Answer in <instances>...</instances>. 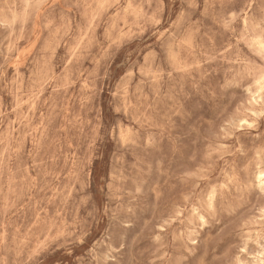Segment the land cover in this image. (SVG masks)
<instances>
[{
	"label": "rangeland",
	"instance_id": "1",
	"mask_svg": "<svg viewBox=\"0 0 264 264\" xmlns=\"http://www.w3.org/2000/svg\"><path fill=\"white\" fill-rule=\"evenodd\" d=\"M263 78L264 0H0V264H264Z\"/></svg>",
	"mask_w": 264,
	"mask_h": 264
},
{
	"label": "bare ground",
	"instance_id": "2",
	"mask_svg": "<svg viewBox=\"0 0 264 264\" xmlns=\"http://www.w3.org/2000/svg\"><path fill=\"white\" fill-rule=\"evenodd\" d=\"M43 1V0H42ZM106 1V0H105ZM117 2V1H116ZM119 2V1H118ZM53 3V2H52ZM99 3V2H98ZM103 3V2H102ZM103 4H105V2L103 3ZM99 5H101V4H99ZM133 5V4H132ZM128 6V5H127ZM97 7H98V4H97ZM142 7V6H141ZM143 9V8H142ZM232 15V14H231ZM93 16V15H92ZM94 18H95V16H94ZM93 18V19H94ZM95 20V19H94ZM91 24H92V22H91ZM55 29V28H54ZM90 29V28H89ZM88 31V30H87ZM110 33V32H109ZM57 37V36H56ZM80 39V38H79ZM57 42V41H56ZM114 42V41H113ZM78 49V48H77ZM263 58V57H262ZM263 80H264V78H263ZM255 81V80H254ZM125 92V91H124ZM257 97H258V95H257ZM259 99V98H258ZM263 99V98H262ZM250 105H252V104H250ZM264 111V110H263ZM256 112V111H255ZM264 113V112H263ZM259 114V113H258ZM261 115V114H260ZM257 116V115H256ZM238 120H240V119H238ZM246 121V120H245ZM235 122V121H234ZM248 122V121H247ZM242 124V123H241ZM248 124H251V123H248ZM243 125V124H242ZM247 125V124H246ZM251 126V125H250ZM259 153V152H258ZM258 179H259V181H261V182H263V184H264V170L263 169H261V170H259L258 171ZM263 211V210H262ZM259 219V218H258ZM260 248V247H259ZM259 253H260V251H259ZM109 257V256H108Z\"/></svg>",
	"mask_w": 264,
	"mask_h": 264
}]
</instances>
